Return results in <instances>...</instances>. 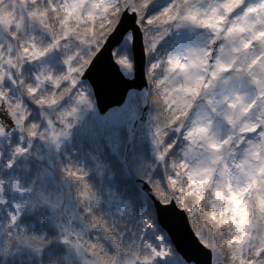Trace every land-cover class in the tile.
I'll return each instance as SVG.
<instances>
[{
	"label": "snow or ice",
	"instance_id": "obj_1",
	"mask_svg": "<svg viewBox=\"0 0 264 264\" xmlns=\"http://www.w3.org/2000/svg\"><path fill=\"white\" fill-rule=\"evenodd\" d=\"M158 4L0 0V113L29 137L46 132L55 141L61 131L55 123L70 126L66 118L75 105L90 106L97 86L135 81L139 41L164 164L162 178L149 179L154 199L144 219L156 230V244L124 246L92 217L85 227L102 229L114 251L61 226L66 257L83 264H153L165 256L175 264H264V0L247 6L246 0H164L149 11ZM196 29L203 42L182 39L181 30ZM170 35L175 39L162 50ZM65 98L71 103L61 108ZM28 101L47 121L43 132L27 123ZM7 126L0 120V134ZM66 175L81 181L79 198L88 200L83 176L71 168ZM8 235L37 254L51 243L23 229Z\"/></svg>",
	"mask_w": 264,
	"mask_h": 264
},
{
	"label": "rangeland",
	"instance_id": "obj_2",
	"mask_svg": "<svg viewBox=\"0 0 264 264\" xmlns=\"http://www.w3.org/2000/svg\"><path fill=\"white\" fill-rule=\"evenodd\" d=\"M256 3H258V0H246V5L247 4H252L255 5ZM239 11V10H238ZM181 36L182 39L184 40H190L194 43H200L203 42V40L206 38L202 32V30L196 29V30H181ZM173 40L175 39V36L172 35ZM171 45V44H170ZM55 59L59 60V57H56ZM5 87H8L10 90H14V86L9 84L7 81L5 83ZM90 96V106L85 105V104H78L75 105L76 109L79 110L81 108H87L88 110L90 109L91 112V116L89 118V120H91L92 118H94V115L96 114L95 110H94V102L92 99L91 94H89ZM140 96L137 93H131L129 98L127 99L126 103L124 104V106H122L121 108H118L117 110H114L113 112L110 111L107 113V120H104L105 118L99 119L100 121H108L110 124L111 123H116L119 124L120 126H124L126 124V119L131 115V114H136L138 113V109L141 105V102L139 101ZM71 103V101L67 98L64 99V101H62L60 107L61 108H65L68 107L69 104ZM150 104H152V102H150ZM59 110V109H58ZM34 113V117L33 119L29 116L27 118V123H29V121H33L32 123L37 124L38 130L43 132L46 128H47V121H45L43 119V117L36 113V110ZM152 122H153V118H152ZM66 124L70 125V126H65L64 124H60L59 122L55 123V127L56 130L60 131V134L56 137L55 141H52V139L47 135V133L45 132L44 138H41L40 135H35L32 137H29L28 134H26L25 136H28L25 138L21 139V142L24 143L25 145H30L31 149L28 151V153L25 154L24 156V151L23 152H16L15 156H13V153H11V157L14 158H18L20 159L22 157V161L25 164H28V158H31L35 165H36V169L39 173L40 176H44V180L45 181H49L52 180V182H54V184L57 185V187H55V189L53 188H49V189H38L39 187L35 184L36 179H35V175H29V179L28 181H26L25 183H21L18 179H16L15 175L10 174V177L4 179V180H0V205H6L7 209H11V215H16L17 211H19V214L17 215V219L14 223H17L18 226H21L24 233L27 235H42L44 237V233L43 232H35V230H29L28 229V222L23 220L22 215L24 214L25 210L28 213L31 212H35L36 210L42 212V213H46L48 214L49 219L51 220V223L54 224V227L58 230V237L60 238L63 235V232L61 231V226H70L73 230H75V228L73 227V223L78 221L79 225L82 226V222L85 220L84 215L86 213L85 210H83L81 212L80 207H82V205L85 203L84 201L79 200L78 203L75 202L74 200V196L72 195V192L69 191L68 193L63 194L62 192L67 191L68 187L66 186V182L65 181V187H63L60 183H59V179L57 180L56 176L53 174L54 172V163L53 161L48 163L49 168L48 169H41L42 167H39L37 165V161L41 160V158L43 157L44 151L45 149L49 150L50 152L52 151L55 152V157L56 158H63L65 160L63 167H67V165H69L68 159H74L75 157L71 156L70 151L68 150L69 146L73 147L75 146V144L77 143V135H78V130L75 129V125L74 123L71 121L70 116H68L66 118ZM88 128H91V130L89 132H87L89 134V141H87L86 143L90 146L92 143L95 145L96 144V140L94 141V135H91V133H93V127L91 125H87L86 127L81 128L80 132L82 134H86V131ZM111 131V130H110ZM141 135H148V140L150 141V147L151 146H155L156 144L154 143L156 136H153L154 134V127H152V125L149 127L148 130L145 131V133H143L142 131H140ZM110 134V138H108V135ZM108 135L105 136V140L107 141H111L110 147H112V151L115 152L116 154L118 152L117 149L119 148V137H115V139H113V137L111 136V133H109ZM3 135L0 134V140L3 139ZM33 138H37L39 141L38 142H42L41 145H38V150L33 151V144H35ZM16 139V138H15ZM100 145H102L101 143H99ZM22 145V144H21ZM157 147L159 148V145H157ZM21 148V147H20ZM42 149L41 152H39V149ZM22 149H25V147H22ZM100 151H102L101 146H99ZM74 150V149H73ZM157 150L154 153V163L158 164L159 162H161L158 158H157ZM34 154V155H33ZM61 155L63 157H61ZM104 155V154H103ZM71 156V157H68ZM37 157V158H36ZM125 157V156H124ZM102 162H100V164H105V166H109V159L108 161L105 160V157H101ZM1 165H0V173L3 171L5 172V164L4 162L0 161ZM15 166V165H14ZM159 166V164H158ZM16 167V166H15ZM89 171L93 173V171H96V166H91L89 165ZM141 168L143 169V165L141 166ZM78 170H84V169H79ZM87 170V169H85ZM59 173V171H56ZM62 174V171H61ZM60 174V175H61ZM3 175V174H2ZM2 177V176H1ZM0 177V179H1ZM68 177L67 176H62L60 177V179H65ZM106 178V176L104 177ZM90 176L87 172V180L89 182ZM52 182L50 184H52ZM27 185V188H23L22 185ZM109 184V181L107 180V178L105 179V181L103 182V187H105L106 185ZM56 189L61 190L62 192H58ZM106 190L108 192H111L110 195L112 197H114L113 193L116 192L115 190H112V188L107 187ZM3 196L7 197V202L2 199ZM8 197L10 198L8 200ZM116 197H118V195L116 194ZM46 198L49 200L47 201ZM118 201L116 202L115 205V210L118 212L119 215H121L123 217V213H127V211H129V208H132L131 204L129 202L126 203V201H123L120 203V198L117 199ZM79 205V206H77ZM17 206H19V210L17 208ZM77 208V209H76ZM133 209V208H132ZM134 210V209H133ZM78 211V213H77ZM135 211V210H134ZM76 213V214H75ZM83 215V216H82ZM151 229L153 227H150ZM7 229L5 230V228H1L0 227V237H2L3 235L6 234ZM28 231L30 234H28ZM80 231V230H78ZM85 231L86 229H83V234L85 235ZM149 233V232H148ZM155 235V234H154ZM58 238V241L60 244L63 245L64 249L67 252V246L63 243V241L61 239ZM7 237H4V240H6ZM1 242V241H0ZM7 241H4V244H6ZM17 252H19L22 255H26L29 254L30 255L33 253V250L29 247H27L26 245H24L22 242H17ZM2 248V245L0 246V249ZM15 251V250H14ZM1 252V251H0ZM66 252L63 254L64 258H65V263L63 264H83L82 262L75 260L74 256L69 258L66 257ZM57 256V255H56ZM170 260L175 261V257L172 256H167ZM157 261V258H154L153 264H155V262Z\"/></svg>",
	"mask_w": 264,
	"mask_h": 264
},
{
	"label": "trees",
	"instance_id": "obj_3",
	"mask_svg": "<svg viewBox=\"0 0 264 264\" xmlns=\"http://www.w3.org/2000/svg\"><path fill=\"white\" fill-rule=\"evenodd\" d=\"M164 0H159L158 5L151 6L149 11H155L156 7L162 5ZM172 42V35L165 38L164 41L161 42V49H167ZM28 107L31 106V102H27ZM152 108V115L154 118V134L156 136L155 128L157 125V110L155 105L151 104ZM104 127V125H103ZM114 133L118 132L120 126L117 124H113ZM145 135V134H144ZM171 135V133H170ZM4 138L0 140V153L5 155H9V148L12 146V143L16 142L15 138H8L5 135ZM148 135L145 136V141L141 151L138 148L137 141L134 140L133 146L125 152V149L121 144L116 152H114L111 156L112 163H111V171L114 173L113 182L115 185L120 189V194L123 195L126 201L131 203L133 209L127 215H124L122 218H119L116 214L111 211L105 213L102 207H96L97 205L94 204L95 202H89L87 205L93 208V211L90 213H86L84 215V221H90L92 217H96L99 220L104 222L106 228L110 229V234L117 238L124 246H127L133 242L137 243L141 246L144 242L151 243L153 245L156 244V230L154 228L148 229L144 225V220L142 221V215L145 218H149V199L145 193L139 190L134 184L135 177H142L149 182V179L152 180H159L163 176L164 172V164L163 162H159L158 164L154 163V154L153 149L150 147ZM124 138V133H123ZM17 143V142H16ZM10 145V146H9ZM159 150V148H158ZM125 156V157H124ZM16 162H19L18 168L22 171V166L25 164L21 163V160L17 157L13 159ZM21 163V164H20ZM143 165V169L141 166ZM8 166L5 165V172L3 175H10V171L7 168ZM13 169V168H12ZM2 176V175H1ZM70 185L73 189V192L76 193L75 188V181L70 178ZM166 183V180H165ZM141 213V214H140ZM37 217V215H35ZM140 217V218H139ZM82 226H79L80 230L86 229L84 237L89 240L95 241L97 238L107 247L109 253L114 251L112 245L109 241L104 239L103 230L102 229H95L91 227H85V224L82 222ZM148 229V230H147ZM48 239L54 240L53 238L56 236L55 230L52 228L51 225L47 226ZM148 231L150 233H148ZM155 234V235H154ZM45 253L42 255L40 259L34 258L32 255H19L22 257H27L31 263L29 264H51V255L54 251L58 252V255L62 254L63 247L60 246L59 242H51L47 245ZM157 261L155 264H175V261L170 260L167 256L165 257H156ZM21 261V260H20ZM57 264H61V260H55ZM27 264L25 261L19 262V260H15L11 262V264Z\"/></svg>",
	"mask_w": 264,
	"mask_h": 264
},
{
	"label": "water",
	"instance_id": "obj_4",
	"mask_svg": "<svg viewBox=\"0 0 264 264\" xmlns=\"http://www.w3.org/2000/svg\"><path fill=\"white\" fill-rule=\"evenodd\" d=\"M137 62L141 66V71L138 73L135 81L132 84L128 83H117L110 87H100L97 86L94 90V97L96 100V106L99 111V113L104 114L108 109L114 107V106H120L129 91L130 88L134 90H143L146 88V81L143 78L142 73V65H143V50L142 45L137 41ZM87 114V111H80L75 113L72 118L75 122L81 121ZM0 120H4L5 123L8 124V126L5 128L6 132H23L20 129L16 128L13 124L10 122V118H5L2 113H0ZM141 122L144 127H147L150 120H149V99L146 97L144 92V103L141 106L140 109V115L139 117L133 115L129 118L127 123V131H128V145H130L134 130L138 123ZM136 186L145 192V194L149 197V199H154L152 196V190L150 185L143 179H136L135 180ZM176 251L177 252H183V247L177 243L176 245Z\"/></svg>",
	"mask_w": 264,
	"mask_h": 264
},
{
	"label": "flooded vegetation",
	"instance_id": "obj_5",
	"mask_svg": "<svg viewBox=\"0 0 264 264\" xmlns=\"http://www.w3.org/2000/svg\"><path fill=\"white\" fill-rule=\"evenodd\" d=\"M45 159H47V158H45ZM45 161H46V160L41 159V160H38L37 163L40 164V163L45 162Z\"/></svg>",
	"mask_w": 264,
	"mask_h": 264
},
{
	"label": "clouds",
	"instance_id": "obj_6",
	"mask_svg": "<svg viewBox=\"0 0 264 264\" xmlns=\"http://www.w3.org/2000/svg\"><path fill=\"white\" fill-rule=\"evenodd\" d=\"M0 183H2V182H0ZM84 183V182H83Z\"/></svg>",
	"mask_w": 264,
	"mask_h": 264
}]
</instances>
